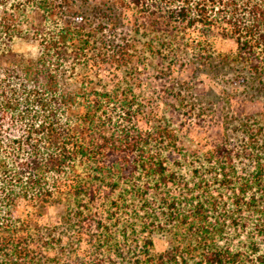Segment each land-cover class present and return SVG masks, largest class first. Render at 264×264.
Here are the masks:
<instances>
[{
  "label": "trees",
  "instance_id": "1",
  "mask_svg": "<svg viewBox=\"0 0 264 264\" xmlns=\"http://www.w3.org/2000/svg\"><path fill=\"white\" fill-rule=\"evenodd\" d=\"M119 27L128 32L117 36ZM214 28L236 44L220 64H239L264 92V0H0V264H105L93 252L72 258L62 242L69 229L80 239L96 234L104 193L117 206L128 203L143 229L162 215L170 233L189 238L158 257L143 238L140 248L116 250L120 259L133 253L144 264L186 263L184 251L199 252L195 264H264L262 134L243 124L250 168L241 176L224 149L210 154L207 170L196 172L207 178L191 189L163 155L177 145L170 127L141 130L146 108L131 91L98 88L74 72L81 59L127 66L135 53L130 33L147 38L153 55L184 52L210 66ZM15 39L36 43L37 55L16 52ZM56 200L65 202L60 232L18 214L21 202L41 213ZM55 246L63 259L49 258Z\"/></svg>",
  "mask_w": 264,
  "mask_h": 264
},
{
  "label": "rangeland",
  "instance_id": "2",
  "mask_svg": "<svg viewBox=\"0 0 264 264\" xmlns=\"http://www.w3.org/2000/svg\"><path fill=\"white\" fill-rule=\"evenodd\" d=\"M89 1L94 3L99 0ZM127 29L119 27L114 34L123 36L128 32ZM196 30L189 31L191 37H196ZM126 37L132 39L135 50L127 66L117 68L108 63H96L92 59L86 62V59H81L74 72H85L89 80L98 83V88L117 85L120 91H131L146 108L145 115H139L137 119L141 130L150 131L152 126L158 124L169 126L177 145L174 150L163 149V155L169 161V166L182 174L183 181H187L191 189L195 188L199 179L207 178V173L203 172L202 177L205 178H200L196 172L207 170L210 154L224 149L230 153L232 166L241 176L250 168L247 160L248 136L242 131L243 124L244 128L246 125L253 130L252 134H262L256 140L258 147L263 146L264 92H258L261 85L255 80H247L251 76L239 64H220L219 58L235 53L234 40L225 35L221 28L212 29L209 43L214 57L210 66H199L198 61L192 60L184 52L153 55L149 52L147 38L133 36L131 33ZM13 49L30 57H35L38 51L36 43L24 39H15ZM184 63V67H179ZM262 83L264 85V78ZM212 188L215 190V187ZM104 195L105 193L100 194L96 203L97 214L103 217V221L94 236L83 235L80 239L72 229L63 235L62 242L67 243L66 251L72 250V258L93 252L94 258L103 260L105 264H144L145 257L141 256L140 261L136 254L129 253L125 255V259H120L115 251L140 248L143 238H149L152 242L151 253L158 257L166 255L172 243H183L185 237L189 239L187 232L184 235L179 231L170 233V225L162 215L155 219L157 221H146L148 229H143V225L138 226V222L133 219L128 203L123 205L119 202L120 206H117L106 200ZM116 196L117 193L112 198ZM64 204L63 200H56L41 213H37L29 204L21 202L18 214L24 219L35 220L44 229L60 232V226L64 225ZM150 222H157L161 227L152 226ZM202 238L201 243L204 242ZM243 239V236L234 239L233 244ZM58 248L55 246L48 249L50 259L64 258ZM183 253H187L186 263L179 258L177 264H195L198 260L199 252ZM133 260L138 261L134 263Z\"/></svg>",
  "mask_w": 264,
  "mask_h": 264
}]
</instances>
